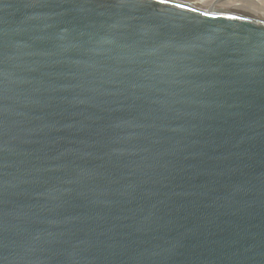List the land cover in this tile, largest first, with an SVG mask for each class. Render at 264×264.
I'll use <instances>...</instances> for the list:
<instances>
[{"label": "water", "instance_id": "obj_1", "mask_svg": "<svg viewBox=\"0 0 264 264\" xmlns=\"http://www.w3.org/2000/svg\"><path fill=\"white\" fill-rule=\"evenodd\" d=\"M0 264H264V0H0Z\"/></svg>", "mask_w": 264, "mask_h": 264}, {"label": "snow or ice", "instance_id": "obj_2", "mask_svg": "<svg viewBox=\"0 0 264 264\" xmlns=\"http://www.w3.org/2000/svg\"><path fill=\"white\" fill-rule=\"evenodd\" d=\"M181 7H183V5H181Z\"/></svg>", "mask_w": 264, "mask_h": 264}]
</instances>
